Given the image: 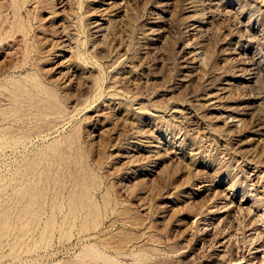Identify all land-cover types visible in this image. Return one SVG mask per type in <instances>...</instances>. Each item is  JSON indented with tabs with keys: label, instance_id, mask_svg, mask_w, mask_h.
I'll return each instance as SVG.
<instances>
[{
	"label": "rangeland",
	"instance_id": "rangeland-1",
	"mask_svg": "<svg viewBox=\"0 0 264 264\" xmlns=\"http://www.w3.org/2000/svg\"><path fill=\"white\" fill-rule=\"evenodd\" d=\"M35 1L0 0V222L4 214L8 221L0 226V264H264V0L212 7L202 0ZM193 3L200 7L191 12ZM16 6L21 21L9 15ZM192 18L203 34L191 31ZM229 48L241 54L236 61H227ZM240 59L252 64L254 83L237 76ZM226 80L230 100L217 103L212 94ZM229 103L251 107L244 122H228ZM144 129L148 141L131 163L136 131ZM78 176L91 180L92 200L72 207L67 192ZM25 183L47 191L42 208L28 214L19 194Z\"/></svg>",
	"mask_w": 264,
	"mask_h": 264
},
{
	"label": "bare ground",
	"instance_id": "bare-ground-1",
	"mask_svg": "<svg viewBox=\"0 0 264 264\" xmlns=\"http://www.w3.org/2000/svg\"><path fill=\"white\" fill-rule=\"evenodd\" d=\"M15 3H17L18 2V0H13ZM33 1V0H32ZM189 1H192V0H189ZM215 1L216 0H202V3L205 5V7L206 6H208V7H212V6H215ZM218 1V0H217ZM5 2V1H4ZM28 2V1H27ZM36 2V1H35ZM37 2H38V0H37ZM36 2V3H37ZM80 2V1H79ZM187 2H188V0H187ZM2 3V2H1ZM13 3V2H12ZM201 2H199V4H200ZM217 3H219V1L217 2ZM216 3V4H217ZM11 4V3H10ZM19 4V3H18ZM21 4V3H20ZM24 4V3H23ZM22 4V5H23ZM39 4V3H38ZM83 4V3H82ZM198 4V5H199ZM7 5V4H6ZM13 5H15V4H13ZM45 5V4H44ZM196 3H193L190 7H191V12H194L195 11V9L197 8V7H200V5L198 6ZM1 6H2V4H1ZM0 6V9L2 8ZM37 6V5H36ZM41 6V5H40ZM82 6V5H81ZM45 7V6H44ZM4 8V7H3ZM21 6H16V7H14V9H13V13L12 14H9V15H13L14 16V18L13 19H15V20H22V18H23V16L20 14V10H21ZM189 8V7H188ZM203 8V7H202ZM215 8V7H214ZM213 8V9H214ZM218 8V6L215 8V9H217ZM5 9H8V8H5ZM45 9V8H44ZM212 9V8H211ZM210 9V10H211ZM211 10V11H214V10ZM12 9H10V11H11ZM24 10V9H23ZM31 10V9H30ZM81 10V9H80ZM208 10V9H207ZM210 10H209V13H210ZM7 11V10H6ZM79 11V10H78ZM202 11H203V9H202ZM12 12V11H11ZM29 12V11H28ZM31 12V11H30ZM35 12V11H34ZM41 12V11H40ZM52 12V11H51ZM23 13H25L24 11H23ZM37 13V12H36ZM52 13H55L54 11L52 12ZM197 13V12H196ZM202 13V12H201ZM200 13V14H201ZM203 13H205L204 11H203ZM208 13V12H207ZM240 13H242V12H240ZM2 14V13H1ZM31 14V13H30ZM34 14V13H33ZM192 14V13H191ZM190 14V15H191ZM194 14V13H193ZM199 14V13H198ZM197 14V15H198ZM213 14V13H212ZM215 14V13H214ZM189 15V16H190ZM196 15V14H195ZM205 15V14H204ZM30 16H32V15H30ZM194 16V15H193ZM192 16V17H193ZM241 16H242V14H241ZM35 17V16H34ZM203 17H206V16H203ZM7 18V16L5 17V19ZM18 18V19H17ZM25 18V17H24ZM29 18V17H28ZM72 18V17H71ZM100 18V17H99ZM196 18V17H195ZM200 18V17H199ZM214 18V17H213ZM31 19V18H30ZM43 19V18H42ZM188 19H189V17H188ZM191 19V18H190ZM193 19V23H191V31H193V33L195 34V35H197V33L198 32H202V28H203V25H201V23L200 22H198V21H196L194 18H192ZM215 19V18H214ZM217 19V18H216ZM1 20V19H0ZM25 20V19H24ZM24 20H23V22H24ZM204 20V19H203ZM203 20H201V21H203ZM9 21H11V20H9ZM69 21H70V19H69ZM72 21H73V19H72ZM110 21V20H109ZM200 21V20H199ZM208 21V20H207ZM216 21V20H215ZM17 22V21H16ZM74 22H76V20L74 21ZM99 22V21H98ZM204 22V21H203ZM242 21H240V23H241ZM10 23V22H9ZM26 23V22H25ZM71 23V22H70ZM213 23V22H212ZM17 24V23H16ZM20 24H22L23 25V23H21L20 22ZM39 24V23H38ZM66 24V23H65ZM95 24V23H94ZM109 24V23H108ZM111 24V23H110ZM213 24H215V23H213ZM9 25V24H8ZM34 25V24H33ZM112 25V24H111ZM110 25V26H111ZM210 25V24H209ZM212 25V24H211ZM241 25H242V23H241ZM247 25V24H246ZM6 26L7 25H5V28H6ZM28 26V25H27ZM105 22H103V23H96L95 24V28H96V30H95V32H97V33H99V32H102L103 30H105ZM3 27V26H2ZM9 27V26H8ZM24 28H26L25 26H23ZM32 27V26H31ZM66 27V26H65ZM70 27V26H69ZM76 27V26H75ZM90 27V26H89ZM210 27V26H209ZM216 27V26H215ZM4 28V27H3ZM30 28V27H29ZM86 28V27H85ZM109 28V27H108ZM188 28V27H187ZM245 28H246V26H245ZM1 29V28H0ZM7 29V28H6ZM21 29H23V28H21ZM31 29V28H30ZM67 29V28H66ZM71 29V28H70ZM78 29V28H77ZM81 29H82V27H81ZM89 29V28H88ZM92 29H93V27H92ZM91 29V30H92ZM106 29H107V27H106ZM205 30H206V28H204ZM209 29V28H208ZM243 29V28H242ZM247 29V28H246ZM245 29V30H246ZM9 30V29H8ZM16 30V29H15ZM15 30H14V32H15ZM25 30H27V29H25ZM65 30V29H64ZM68 30V29H67ZM90 30V29H89ZM109 30V29H108ZM210 31H211V28L209 29ZM20 31V30H19ZM78 31V30H77ZM188 31V30H187ZM204 31V30H203ZM210 31H209V33H210ZM26 32H28V31H26ZM70 32H71V30H70ZM3 33V32H2ZM13 33V32H12ZM24 33V32H23ZM75 33V32H74ZM90 33V32H89ZM104 33V32H103ZM206 33V32H205ZM219 33V32H218ZM230 33V32H229ZM229 33H228V36H229ZM7 34V33H6ZM16 34H17V32H16ZM33 34V33H32ZM66 34V33H65ZM73 34V33H72ZM76 34V33H75ZM102 34V33H101ZM190 34V33H189ZM202 34H203V32H202ZM208 34V33H207ZM231 35H232V33H230ZM236 34V33H235ZM25 35V34H24ZM92 35V34H91ZM198 35H200L199 33H198ZM225 35V34H224ZM23 36V35H22ZM32 36V35H31ZM67 36H69V35H67ZM77 36V35H76ZM80 37H81V35H79ZM79 36H78V38H79ZM97 36V35H96ZM205 36H207L206 34H205ZM233 36V35H232ZM231 36V37H232ZM29 37V36H28ZM84 37V36H83ZM91 37V36H90ZM98 37V36H97ZM190 37H192V36H190ZM237 37H239V35L237 36ZM16 38V37H15ZM24 38V37H23ZM32 38V37H31ZM74 39H75V36L73 37ZM202 38H203V36H202ZM201 38V39H202ZM205 38V37H204ZM206 38H208V37H206ZM230 38V37H229ZM26 39V38H25ZM192 39V38H191ZM198 39V38H197ZM239 39H241V38H239ZM28 40V39H27ZM81 40V39H80ZM79 40V41H80ZM237 40V39H236ZM6 41V40H5ZM9 41V40H8ZM14 41V40H13ZM22 41H23V39H22ZM30 41V40H29ZM28 41V42H29ZM71 41V40H70ZM75 41V40H74ZM189 41V40H188ZM191 41V40H190ZM204 41V40H203ZM230 41V40H229ZM72 42V41H71ZM225 42H226V39H225ZM232 42V41H231ZM238 42V41H237ZM189 43V42H188ZM77 44V43H76ZM194 44V43H193ZM200 44V43H199ZM206 44V43H205ZM205 44H200L199 45V50L200 49H202L203 47H205V48H207L208 46H206ZM238 45H239V43H237ZM26 45V44H25ZM188 45V44H187ZM198 45V44H197ZM228 45H230V44H228ZM235 45V44H234ZM15 46V45H14ZM81 46H83V45H81ZM191 46V45H190ZM194 46V45H193ZM244 46V45H243ZM18 47V46H17ZM187 47V46H186ZM225 47V46H224ZM6 48V47H5ZM15 48V47H14ZM13 48V49H14ZM78 48H79V46H78ZM195 48V47H194ZM241 48V47H240ZM1 49V48H0ZM74 49H77V47L76 48H74ZM79 49H81V47L79 48ZM78 49V50H79ZM208 49V48H207ZM223 49V48H222ZM234 49H235V47H234ZM233 48H229V49H227V52L226 53H224L225 55H226V59H227V61H236L237 60V58L239 57V55H241V54H238V52H236L235 50H234ZM245 49V48H244ZM77 50V52H79V53H81L80 51L81 50H79L78 51ZM220 50V49H219ZM238 50V49H237ZM242 50V49H241ZM31 51V50H30ZM194 51V50H193ZM207 51H209V50H207ZM5 52V51H4ZM13 52H14V50H13ZM33 52V51H32ZM205 52H206V50H205ZM244 52V51H243ZM2 53V52H1ZM12 53V52H11ZM28 53V52H27ZM198 53H199V51H198ZM209 53V52H208ZM82 54V53H81ZM84 54V53H83ZM82 54V55H83ZM197 54V53H196ZM219 54V53H218ZM217 54V55H218ZM222 55H223V52L221 53ZM195 55V54H194ZM81 56V55H80ZM79 56V57H80ZM203 56H204V54H203ZM221 56V55H220ZM247 56V55H246ZM83 57V56H82ZM198 57V56H197ZM196 57V58H197ZM200 57V56H199ZM205 57V56H204ZM223 57V56H222ZM248 57V56H247ZM123 58V57H122ZM196 58H194L193 59V61L194 60H196ZM207 58V57H206ZM224 58V57H223ZM243 58V57H242ZM252 58V57H251ZM225 59V58H224ZM245 59V58H244ZM248 59V58H247ZM24 60H25V58H24ZM201 60V59H200ZM202 60L203 61H205V58L203 59L202 58ZM221 60V59H220ZM250 60V59H249ZM117 61V60H116ZM121 61H123V60H121ZM197 61V60H196ZM195 61V62H196ZM199 61V60H198ZM246 61V60H245ZM245 61H243L242 59H240V61L238 62V64H237V66H236V72H237V76H240V77H245L246 78V76H248L247 78H246V81H247V83L248 84H250V83H254V76H253V72H252V64L251 63H248V62H245ZM254 61V60H253ZM256 61V60H255ZM112 62V61H111ZM222 62V61H221ZM99 63V62H98ZM116 63V62H115ZM114 63V64H115ZM120 63V62H119ZM189 63V62H188ZM192 63V62H191ZM201 63H202V61H201ZM210 63V62H209ZM258 63V62H257ZM112 64V63H111ZM197 64H198V62H197ZM231 64V63H230ZM254 64V63H253ZM20 65V64H19ZM19 65H17V66H19ZM116 65V64H115ZM193 65V64H192ZM195 65V64H194ZM199 65V64H198ZM206 65V64H205ZM222 65V64H221ZM21 66V65H20ZM20 66H19V68H20ZM107 66H108V63H107ZM110 66V65H109ZM204 66V65H203ZM223 66V65H222ZM229 67H230V65H228ZM114 67V66H113ZM209 67V66H208ZM224 67V66H223ZM16 68H18V67H16ZM24 68V67H23ZM110 68H112L111 66H110ZM207 68V67H206ZM231 68V67H230ZM235 68V67H234ZM199 69V68H198ZM228 69V68H227ZM20 70V69H19ZM18 70V71H19ZM24 70V69H23ZM106 70V69H105ZM195 70V69H194ZM230 71V70H229ZM197 72V71H196ZM228 72V71H227ZM230 73V72H229ZM235 73V72H234ZM256 73V72H255ZM194 74H195V72H194ZM222 74H225V73H222ZM197 75V74H196ZM193 77V76H192ZM9 78V77H8ZM196 78V77H195ZM204 78V77H203ZM226 78V77H225ZM225 78H224V80H225ZM197 79V78H196ZM236 79V78H235ZM198 80V79H197ZM245 81V82H246ZM17 82V81H16ZM39 82V81H38ZM45 82V81H44ZM33 83V82H32ZM235 83V82H234ZM39 84L40 85H42L41 84V82H39ZM38 84V85H39ZM45 84V83H44ZM213 84V83H212ZM7 85V84H6ZM13 85V84H12ZM238 85V84H237ZM44 86V85H43ZM46 86V85H45ZM241 86V85H240ZM250 86V85H249ZM210 87V86H209ZM218 87V86H217ZM240 88V87H239ZM44 89V88H43ZM232 90V83H231V81H228V80H226V81H224L223 82V85H221V87H219V88H217L216 89V91H215V93L213 92V94H212V97L216 100V102L218 103V102H224V101H228V100H230V96H231V91ZM212 92V91H211ZM234 92V91H233ZM252 92H254V90L252 91ZM256 92V91H255ZM210 93V92H209ZM235 93V92H234ZM246 93V92H245ZM206 94H208V92L206 93ZM239 94V93H238ZM247 94V93H246ZM253 94V93H252ZM54 95V94H53ZM210 95V94H209ZM241 95V94H240ZM233 96V95H232ZM234 96H236V95H234ZM262 96V95H261ZM207 97V96H206ZM211 97V96H210ZM247 97V96H246ZM245 97V98H246ZM249 97V96H248ZM259 97V96H258ZM17 98V97H16ZM51 97H49V99H50ZM252 98V97H251ZM210 99V98H209ZM214 99L212 100V101H214ZM233 99V98H232ZM239 99V98H238ZM244 99V98H243ZM54 101H56L55 100V97L53 96L52 97V101H51V103H53ZM186 101V100H185ZM207 101V100H206ZM247 101V100H246ZM211 102V101H210ZM201 103H203V102H201ZM209 103V102H208ZM236 103V102H235ZM245 103V102H244ZM248 103V102H247ZM220 104V103H219ZM251 104H253V103H251ZM255 104V103H254ZM260 104V103H259ZM52 105V107H53V109H54V105L53 104H51ZM206 105H207V103H206ZM213 105V104H212ZM218 105V104H217ZM224 105V104H223ZM51 107V108H52ZM56 107H58V105H56ZM144 107V106H143ZM218 107V106H217ZM223 107V106H222ZM250 106L249 105H247V104H231V103H229V104H227V105H225L224 106V109H225V114L227 115V119H228V122H230L231 123V121L230 120H232V122H233V124H237V123H242V122H244V120H245V116L247 115V113L249 112V110H250ZM140 109H141V107H140ZM211 109H212V107H211ZM213 109H214V107H213ZM55 110H57V109H55ZM139 110V109H138ZM142 110V109H141ZM221 110H223V109H221ZM54 111V110H53ZM52 111V112H53ZM57 112V111H56ZM58 112H59V107H58ZM188 112V111H187ZM180 113V112H179ZM254 113V112H253ZM46 114H48L47 112H46ZM50 114H51V112H50ZM49 114V115H50ZM54 114H55V111H54ZM145 114V112L143 113V115ZM220 114H222V113H220ZM58 116L59 115H61V116H59V118L60 117H62V113L60 112V114H57ZM194 115V114H193ZM226 115H225V118H226ZM52 116H54L53 114H52ZM57 116V117H58ZM191 116V115H190ZM190 116H187V118L188 117H190ZM215 116H217V115H215ZM223 116V115H222ZM222 116H219V117H222ZM45 117H47V115L45 116ZM55 117H56V115H55ZM55 117H53V118H55ZM56 117V118H57ZM218 117V116H217ZM41 118H42V116H41ZM49 118H51L52 119V117L50 116ZM143 118V117H142ZM180 118H182V117H180ZM183 118H185V116L183 117ZM4 119V118H3ZM50 119V120H51ZM186 119V118H185ZM257 119V118H256ZM259 119V118H258ZM43 120H45V119H43ZM56 120V119H55ZM57 120L59 121V119L57 118ZM214 120V119H213ZM226 120V119H225ZM225 120H223L222 119V121H225ZM221 121V122H222ZM261 121V120H260ZM212 122V121H211ZM226 122H227V120H226ZM257 122V121H256ZM143 123V122H142ZM141 123V124H142ZM210 123V122H209ZM224 123V122H223ZM261 123V122H260ZM232 124V123H231ZM231 124H229V125H231ZM48 125V124H47ZM146 125H147V123H146ZM262 125H263V123H262ZM140 126V125H139ZM148 126H150V125H148ZM152 126V125H151ZM150 126V127H151ZM235 126V125H234ZM239 126V125H238ZM141 127V126H140ZM147 127V126H146ZM149 127V128H150ZM216 127H217V125H216ZM144 128V127H143ZM211 128H213V127H211ZM219 128V127H218ZM137 129V128H136ZM138 129H139V127H138ZM137 129V130H138ZM147 129V128H146ZM232 129V128H231ZM149 130L150 129H148V132H146L145 131V129H144V131H143V133H141L140 132V130L139 131H136V130H134V131H136L137 133H136V136H135V138L137 139V140H135V144L133 145V150L132 151H134L132 154H130L129 156H128V159H129V162H131V163H135L136 161H137V156H136V148L138 147V146H140V145H142L141 143H145V142H147L148 141V138H149V135H148V133L150 134V132H149ZM215 130V129H214ZM79 131V130H78ZM133 131V130H132ZM141 131H142V129H141ZM151 131V130H150ZM153 131V130H152ZM229 131V130H228ZM257 131H260V132H262L263 131V127H261V126H258L257 127ZM155 132V131H154ZM256 133V132H255ZM159 134V133H158ZM75 135V134H74ZM135 135V134H134ZM154 135V134H153ZM156 136V135H155ZM220 136H222V135H220ZM151 137V136H150ZM163 137V136H162ZM223 137V136H222ZM133 138V137H132ZM134 138V139H135ZM247 138V137H246ZM245 138V139H246ZM163 139V138H162ZM244 139V140H245ZM160 140V139H159ZM133 141V140H132ZM247 141V140H246ZM256 141V140H255ZM168 142V141H167ZM242 142H243V140H242ZM241 142V143H242ZM250 142H251V140H250ZM259 142V141H258ZM258 142H257V146H258ZM158 143V142H157ZM156 143V144H157ZM163 143V142H162ZM264 143V142H263ZM138 144H140V145H138ZM150 144V143H149ZM153 144H154V142H153ZM159 144V143H158ZM71 145V144H70ZM148 145V144H147ZM247 145V144H246ZM255 145V144H254ZM264 145V144H263ZM81 146V145H80ZM149 146V145H148ZM242 146H243V144H242ZM153 149H152V148ZM263 147V146H262ZM84 148V147H83ZM128 148V147H127ZM150 148H151V151H149V152H152V153H156V149H158L159 148V146H157V145H150ZM162 148V147H161ZM253 148H255V147H253ZM256 148H258V147H256ZM75 149H77V148H75ZM82 149V148H81ZM145 149V148H144ZM167 149V148H166ZM245 149V148H244ZM247 149V148H246ZM245 149V150H246ZM262 149H264V148H262ZM261 149V150H262ZM78 150V149H77ZM244 150V151H245ZM249 150V149H248ZM248 150H246V151H248ZM251 150V149H250ZM260 150V151H261ZM78 151H80V149L78 150ZM83 151V150H82ZM127 151V150H126ZM241 151V150H240ZM255 151V150H254ZM86 152V151H85ZM128 152V151H127ZM159 152V151H158ZM251 152V151H250ZM262 152V151H261ZM80 153H82V152H80ZM84 153V152H83ZM152 153H150L151 155H152ZM245 153V152H244ZM257 153V152H256ZM255 153V154H256ZM75 154V153H74ZM143 154V153H142ZM160 154V153H159ZM249 154V153H248ZM254 154V153H253ZM73 155V154H72ZM84 155V154H83ZM87 155V154H86ZM138 155V154H137ZM150 155V156H151ZM158 155V154H157ZM157 155H156V157H157ZM166 155V157H167V154H165ZM252 155V154H251ZM88 156V155H87ZM160 156V155H159ZM249 156V155H248ZM85 157V156H84ZM145 157V156H144ZM147 157V156H146ZM145 157V158H146ZM156 157H155V159H156ZM244 157V156H243ZM144 158V159H145ZM148 158V157H147ZM252 158V157H251ZM72 159V158H71ZM75 159V158H74ZM73 159V160H74ZM82 160H85V159H83V158H81ZM81 159H80V163H81ZM160 159V158H159ZM248 160H250V158L248 159ZM252 160V159H251ZM254 160V159H253ZM76 162H77V159L75 160ZM126 161V160H125ZM68 162V161H67ZM69 162H71L70 160H69ZM68 162V163H69ZM79 162V161H78ZM89 162V161H88ZM128 162V161H127ZM140 162V161H139ZM142 162H143V160H142ZM154 162V161H153ZM157 162V161H156ZM68 163L66 164V165H68ZM73 163V162H72ZM72 163H70V165L72 164ZM84 164H85V161L83 162ZM82 163V164H83ZM94 163V162H93ZM138 163V162H137ZM144 163V162H143ZM79 164V163H78ZM77 164V165H78ZM83 164V166H84V168L86 169V167H85V165ZM99 164V163H98ZM139 164H141L142 165V163L140 162ZM80 165V164H79ZM78 165V166H79ZM87 165V164H86ZM91 165V164H90ZM94 165V164H93ZM97 165V164H96ZM129 165V164H128ZM46 166V165H45ZM126 166H127V164H126ZM133 166V165H132ZM136 166V165H135ZM148 166V165H147ZM155 166V165H154ZM73 167H75V165H73ZM77 167V166H76ZM130 167V166H129ZM68 168V167H67ZM66 168V169H67ZM70 168V167H69ZM78 168H80L81 169V165H80V167H78ZM78 168H76V169H78ZM83 168V169H84ZM134 168V167H133ZM141 168V167H140ZM139 168V169H140ZM58 169V168H57ZM61 169V168H60ZM70 169H72V168H70ZM75 169V170H76ZM79 169V170H80ZM89 169H91V167L89 168ZM97 169V168H96ZM130 169H132V168H130ZM129 169V170H130ZM46 170V169H45ZM49 170V169H48ZM54 170V169H53ZM73 171H74V169H72ZM88 170V169H87ZM42 171V170H41ZM52 171V170H51ZM55 171V170H54ZM53 171V173H55ZM68 171H70L69 169H68ZM86 171V170H85ZM94 171H96V170H94ZM93 171V172H94ZM132 171V170H131ZM33 172V171H32ZM40 172V171H39ZM50 172V171H49ZM71 172V171H70ZM69 172V173H70ZM86 172H88L89 173V170L88 171H86ZM85 172V173H86ZM91 172H92V170H91ZM121 172V171H120ZM43 173V172H42ZM58 173V172H57ZM75 173H76V171H75ZM95 173V172H94ZM93 173V174H94ZM124 173V172H123ZM35 174V173H34ZM45 174H47V171H46V173ZM51 174V173H50ZM56 174V173H55ZM59 175H61L60 173H58ZM77 174H79L78 172L76 173V175ZM118 174V173H117ZM142 174V173H141ZM47 175H49V173L47 174ZM54 175V174H53ZM57 175V174H56ZM58 175V176H59ZM63 175V174H62ZM70 175H72V173L70 174ZM95 175H98V174H95ZM41 176V175H40ZM63 176H66V175H63ZM74 176H75V174H74ZM98 176H102V175H98ZM98 176H96V178L98 177ZM133 176V175H132ZM30 177V176H29ZM50 177V176H49ZM49 177H48V180H49ZM52 177V176H51ZM76 177V176H75ZM95 177V176H94ZM117 177V176H116ZM115 177V178H116ZM134 177H135V175H134ZM146 177V176H145ZM28 178V177H27ZM36 178V177H35ZM39 178V177H38ZM43 179H44V177H42ZM55 178H57V177H55ZM62 178V177H61ZM60 178V179H61ZM68 178H69V176H68ZM73 178V177H72ZM90 178V177H89ZM108 178H110V177H108ZM112 178V177H111ZM147 178V177H146ZM46 179V178H45ZM51 179H53L54 180V178L52 177ZM59 179V180H60ZM63 179V178H62ZM61 179V180H62ZM76 179V178H75ZM113 179V178H112ZM29 180V179H28ZM104 180V179H103ZM107 181H108V179H106ZM31 181V180H30ZM36 181L38 182V180H37V178H36ZM43 181V180H42ZM46 181H47V179H46ZM91 180H88L86 177H84V176H78V178H77V182L75 183V184H77L75 187L77 188H73V189H70V187H69V190L70 191H68L67 193H68V195H67V198H68V200L70 201V203H72L71 205H72V207H74V206H78V204H77V201L80 199V200H82V201H85V200H92V197H91V188L93 189V187H92V183L90 182ZM115 181V180H114ZM130 181V180H129ZM26 182V181H25ZM34 182H35V179H34ZM45 182V181H44ZM49 182H50V180H49ZM58 182H60V181H58ZM62 182V184H63V180L61 181ZM60 182V183H61ZM67 182V181H66ZM74 182V181H73ZM101 182V181H100ZM103 182H105V181H102V183ZM128 182V181H127ZM36 183V182H35ZM68 183V182H67ZM107 183V182H106ZM113 183V182H112ZM116 183V182H115ZM121 183V182H120ZM132 183V182H131ZM21 184H24V182L23 183H21ZM26 184V183H25ZM30 184H31V182H30ZM27 185V186H25L24 188H22V189H19V194H20V196L22 197V199L24 198L25 199V211L27 212V214H28V212H32L33 210L34 211H36L35 210V208H42V206H43V200H44V197L46 196V186H43V185H38V184H36V185ZM41 184H42V182H41ZM46 184V183H45ZM71 184V183H70ZM99 184V183H98ZM52 185V184H51ZM72 185H73V183H72ZM94 185H95V182H94ZM54 185H52V187H53ZM57 186V185H56ZM66 186V185H65ZM64 186V187H65ZM105 186V185H104ZM103 186V187H104ZM109 186V185H108ZM115 186V185H114ZM21 187V186H20ZM23 187V186H22ZM99 187V186H98ZM106 187L107 186H105L104 188L106 189ZM111 187V186H110ZM126 187V186H125ZM128 187H130V186H128ZM16 188V187H15ZM14 188V189H15ZM50 188V187H49ZM118 188V187H117ZM120 188V187H119ZM131 188H133V187H131ZM146 188V187H145ZM151 188V187H150ZM13 189V190H14ZM59 189V188H58ZM95 189H97L96 188V186H95ZM99 189V188H98ZM108 189V188H107ZM106 189V190H107ZM122 189V188H121ZM129 189V188H128ZM149 189V188H148ZM53 190H54V188H53ZM63 190V189H62ZM113 190V189H112ZM127 190V189H126ZM133 190H135V189H133ZM132 190V191H133ZM138 190V189H137ZM154 190V189H153ZM17 191V190H16ZM58 191H60L61 192V190H58ZM99 191H100V189H99ZM102 191V190H101ZM123 191V190H122ZM136 191V190H135ZM48 192H49V190H48ZM60 192H58V193H60ZM63 192V191H62ZM93 192V191H92ZM119 192V191H118ZM118 192H117V194H118ZM134 192V191H133ZM138 192V191H137ZM13 193V192H12ZM17 193V192H16ZM15 193V194H16ZM55 193H57V192H55ZM113 193H114V191H113ZM116 193V192H115ZM122 193V192H121ZM120 193V194H121ZM148 193V192H147ZM116 194V195H117ZM123 194V193H122ZM126 194V193H125ZM142 194V193H141ZM146 194V193H145ZM62 195H64V194H62ZM61 195V193H60V197L62 196ZM94 195V194H93ZM98 195V194H97ZM100 195V194H99ZM114 195V194H113ZM112 195V196H113ZM131 195V194H130ZM172 195V194H171ZM13 196H14V194H13ZM19 196V195H18ZM19 196V197H20ZM51 196V195H50ZM95 196V195H94ZM105 196V195H104ZM111 196V195H110ZM141 196V195H140ZM47 197V196H46ZM59 197V196H58ZM59 197V198H60ZM63 197V196H62ZM102 197H103V195H102ZM116 197V196H115ZM133 197V196H132ZM170 197V196H169ZM180 197V196H179ZM184 197H186V196H184ZM17 198V197H16ZM64 198V197H63ZM66 198V197H65ZM64 198V199H65ZM108 198H109V196H108ZM111 198V197H110ZM131 198V197H130ZM19 199V198H18ZM102 199V198H101ZM100 199V200H101ZM113 199V198H112ZM118 198H116V200H117ZM119 199H120V197H119ZM150 200V199H149ZM18 201V200H17ZM20 201V200H19ZM22 201V200H21ZM47 201V200H46ZM67 202V200H63V202ZM68 201V202H69ZM113 201H115V200H113ZM123 201H124V199H123ZM48 202H49V200H48ZM57 202V201H56ZM67 202V204L69 205V203ZM93 202V201H92ZM121 202H122V200H121ZM139 202V201H138ZM21 202H19V204H20ZM46 203V202H45ZM61 203V202H60ZM85 203H86V201H85ZM109 203H110V199H109ZM116 203V202H115ZM150 203V202H149ZM15 204V203H14ZM23 205H24V203H22ZM56 204H58V203H56ZM67 204H65V205H67ZM83 204V203H82ZM82 204H81V206H82ZM104 204V203H103ZM107 204V202L105 203V205ZM114 204V203H113ZM120 204V203H119ZM122 204V203H121ZM23 205H22V207H23ZM63 205V204H62ZM94 205V204H93ZM105 205H104V207H105ZM108 205V204H107ZM106 205V206H107ZM115 205V204H114ZM114 205L112 206V207H114ZM142 205V204H141ZM13 206V205H12ZM48 206V205H47ZM46 206V207H47ZM96 206V205H95ZM99 206V205H98ZM109 206V205H108ZM107 206V207H108ZM116 206H118V204L116 203ZM115 206V207H116ZM120 206V205H119ZM146 206V205H145ZM148 206V205H147ZM14 207V206H13ZM21 207V206H20ZM21 207V208H22ZM87 207V206H86ZM94 207V206H93ZM111 207V208H112ZM19 208V207H18ZM58 208V207H57ZM63 208V207H62ZM67 208V207H66ZM79 208H81V207H79ZM144 208V207H143ZM10 209V208H9ZM47 209V208H46ZM51 209V208H50ZM56 209V208H55ZM72 209V208H71ZM74 209V208H73ZM72 209V210H73ZM82 209V208H81ZM84 209V208H83ZM100 209H102V208H100ZM104 209H106V208H103V210ZM113 209H115V208H113ZM126 209V208H125ZM147 209V208H146ZM151 209V208H150ZM12 210V209H11ZM22 210V209H21ZM61 210V209H60ZM75 210V209H74ZM88 210V209H87ZM92 210V209H91ZM103 210H101L102 212H103ZM107 210V209H106ZM105 210V211H106ZM123 210H124V208H123ZM23 211V210H22ZM25 211H23V212H25ZM53 211V210H52ZM56 211V210H55ZM54 211V212H55ZM69 211V210H68ZM93 211H94V209H93ZM110 211V210H109ZM113 211V210H112ZM150 211V210H149ZM18 212H19V210H18ZM21 212V211H20ZM48 212V211H47ZM50 212H51V210H50ZM57 212H59V210L57 209ZM64 212H65V209H64ZM98 212H99V210H98ZM115 212V211H114ZM118 212H119V207H118ZM121 212H122V210H121ZM37 213V212H36ZM46 213V212H45ZM49 213V212H48ZM51 213H53V212H51ZM68 213V212H67ZM67 213H65V214H67ZM88 213V212H87ZM116 213H117V211H116ZM125 213V212H124ZM22 214V213H21ZM30 214V213H29ZM44 214V213H43ZM64 214V215H65ZM76 214V213H75ZM81 214V213H80ZM83 214V213H82ZM81 214V215H82ZM85 214V213H84ZM98 214V213H97ZM105 214V213H104ZM107 215H109L108 213H106ZM24 215V214H23ZM26 215V214H25ZM35 215V214H34ZM38 215V214H37ZM40 215V214H39ZM38 215V216H39ZM59 215H60V213H59ZM58 215V216H59ZM80 215V216H81ZM90 215V213L88 214V216ZM100 215V214H99ZM120 215V214H119ZM11 216V215H10ZM48 216H49V214H48ZM47 216V217H48ZM52 216V215H51ZM66 216V215H65ZM83 216V215H82ZM101 216V215H100ZM123 216V215H122ZM60 217H62V216H60ZM76 217L77 216H75V218H74V220L76 219ZM97 217V216H96ZM105 216H103V218H104ZM108 217H110V216H108ZM112 217V216H111ZM114 217H116V216H114ZM119 217V216H118ZM121 217V216H120ZM25 218H26V216H25ZM55 218L57 219V217L55 216ZM66 218V217H65ZM70 218V217H69ZM80 218V217H79ZM89 217H87V219H88ZM90 218H92V217H90ZM93 218H94V216H93ZM125 218V217H124ZM10 219V218H9ZM33 219V218H32ZM73 219V218H72ZM77 219H78V217H77ZM81 219V218H80ZM95 220H97V218H94ZM100 219V218H99ZM105 219H107V218H105ZM111 219V218H110ZM109 219V220H110ZM123 219V218H122ZM127 219V218H126ZM49 220V219H48ZM69 220V219H68ZM118 220V219H117ZM54 221V220H53ZM60 221V220H59ZM63 221V220H62ZM85 221H86V217H85ZM93 221V220H92ZM122 221V220H121ZM47 222V221H46ZM58 222V221H57ZM71 222H72V220H71ZM74 222V221H73ZM72 222V223H73ZM95 222V221H94ZM98 222V221H97ZM105 222V221H104ZM117 222V221H116ZM129 222V221H128ZM6 223L8 224V221H7V214H4L3 215V219H2V221L0 222V226L2 227V228H5L6 227ZM114 223V222H113ZM129 223H131V222H129ZM141 223V222H140ZM46 224H48V222L46 223ZM56 224V223H55ZM59 224V223H58ZM70 224V223H69ZM111 224V223H110ZM100 225H102L101 223H100ZM112 225V224H111ZM114 225V224H113ZM125 225V224H124ZM127 225H130V224H127ZM9 226V225H8ZM60 226V225H59ZM63 226V225H62ZM95 226V225H94ZM93 226V227H94ZM109 226V225H108ZM96 227V226H95ZM97 228V227H96ZM147 228V227H146ZM147 230V229H146ZM145 231V230H144ZM146 234V233H145ZM142 235H144V234H142ZM149 235V234H148ZM147 235V236H148ZM146 236V235H145ZM144 237V236H143ZM150 239V238H149ZM148 239V240H149ZM99 240H101V239H99ZM130 241V240H129ZM100 244H102L101 242H100ZM108 244V243H107ZM110 244V243H109ZM106 245V244H105ZM120 245V244H119ZM125 245V244H124ZM139 245H137V247H138ZM93 247V246H92ZM112 247V246H111ZM116 247V246H115ZM127 247V246H126ZM135 247V246H134ZM94 248H95V246H94ZM136 248V247H135ZM117 249V248H116ZM138 249V248H137ZM111 250V249H110ZM121 250H122V248H121ZM134 250V249H133ZM132 250V251H133ZM136 250V249H135ZM102 251H105V250H102ZM125 251V250H124ZM126 251H128V250H126ZM131 250H130V252H132ZM147 251V250H146ZM123 252V251H122ZM102 253H104V252H102ZM118 253V252H117ZM104 254H107V252H105ZM122 254V253H121ZM101 255V254H100ZM100 255H99V257H100ZM95 256V255H94ZM103 256V255H102ZM145 256V255H144ZM93 257V256H92ZM96 257V256H95ZM105 257V256H104ZM112 257V256H111ZM139 257V256H138ZM137 257V258H138ZM106 258V257H105ZM145 258H146V256H145ZM101 259H102V257H101ZM114 259V258H113ZM113 259H112V263L114 262L113 261ZM147 259H149V258H147ZM109 260V259H108ZM145 260V259H144ZM153 260V259H152ZM143 261V260H142ZM96 262V261H95ZM106 262H108V261H106ZM105 263V262H104ZM115 263V262H114ZM98 264H99V262H98ZM101 264V263H100ZM106 264V263H105ZM108 264V263H107ZM117 264V263H116Z\"/></svg>",
	"mask_w": 264,
	"mask_h": 264
}]
</instances>
